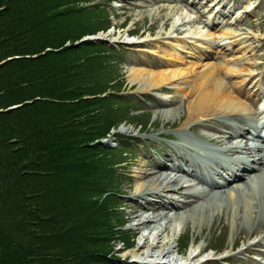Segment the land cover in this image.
<instances>
[{
    "label": "trees",
    "instance_id": "trees-1",
    "mask_svg": "<svg viewBox=\"0 0 264 264\" xmlns=\"http://www.w3.org/2000/svg\"><path fill=\"white\" fill-rule=\"evenodd\" d=\"M81 1L0 0V264H111L102 243L125 233L124 161L99 142L130 101L115 52L74 46L108 26Z\"/></svg>",
    "mask_w": 264,
    "mask_h": 264
},
{
    "label": "bare ground",
    "instance_id": "bare-ground-1",
    "mask_svg": "<svg viewBox=\"0 0 264 264\" xmlns=\"http://www.w3.org/2000/svg\"><path fill=\"white\" fill-rule=\"evenodd\" d=\"M165 1L168 3L186 2V0ZM116 2L118 5L125 0ZM193 5L196 4L193 3ZM211 6L215 5L211 3ZM184 8H176L175 14H179L173 18V24L164 33V37L153 39L155 48L162 52L161 60L146 68H130L129 79L131 82H136L141 91H160L164 85L168 84L167 86L184 99L186 117L179 129L182 134L187 131V127H193L195 123H201L219 114L223 117L237 118L241 123L240 126L226 125V132L217 131L216 135L206 141L219 146L218 151L220 152L230 151L236 156H241L240 162L231 167V170L235 169V173L227 172L233 182L238 180L240 173L250 171L251 174L248 175V180L235 183L233 187H231L233 184H229L214 189L215 193H205L202 189L192 187L190 183L180 178L176 172L184 173V171L174 164L171 169L161 172L146 175L138 172L135 193L146 198L147 204L150 198H155L157 203L152 204L154 205L153 210L162 211L155 215L148 214L140 217L132 225L134 231H138L140 227L146 229L147 226L151 227L148 233H143L144 231L141 233L136 248L129 251L130 262L138 264H168L166 262L193 264L208 259L209 255H205L206 252H204L207 246L203 241L198 244L192 242L187 253L180 255L178 239L185 226L202 228L203 225L212 223L216 215L223 212L229 215L232 232L237 228L243 232L252 233L264 227V171L259 174L260 169H264V149L250 146L248 135L251 128L256 127L255 119L257 123L259 118L254 117L248 110L247 104L251 97L245 92V87L249 86L250 91H254L255 97L259 98L262 95V102L264 101V88L260 85V78L254 80L255 53L250 45L253 39L250 41L251 38L238 37L231 29H224L215 38V34L210 33L209 30L202 32L199 28L192 32L189 39L175 38L173 34L180 31V26L190 23L194 25L196 21L202 22L205 17L198 10H195L197 13L195 16H187L183 12ZM227 17L229 15L217 13L210 22H206V26H214L220 19L223 23V19ZM160 34L158 32L157 35ZM226 39H229V42L222 43ZM131 41L133 44L145 43V39L141 42L140 40ZM208 49H215V55L222 54L221 60L217 63L205 61L209 57L212 59ZM182 50L188 52L184 54ZM164 104L167 103L162 101V105ZM160 114L165 119L173 118L178 114V110H163ZM241 115L251 116L252 122L248 123L240 117ZM178 146L186 149L184 141ZM186 161L189 162L190 159ZM223 162L224 160L219 162L221 167ZM191 171L194 169L191 168ZM201 173L211 175L213 172L205 168ZM145 178H148L147 182H143ZM183 191H186L185 194L189 198H196V201L189 203L191 204L189 208L180 200L171 198L172 194ZM254 245L250 244V246ZM179 248L182 249L183 246ZM225 256L226 253L222 255V257Z\"/></svg>",
    "mask_w": 264,
    "mask_h": 264
},
{
    "label": "rangeland",
    "instance_id": "rangeland-1",
    "mask_svg": "<svg viewBox=\"0 0 264 264\" xmlns=\"http://www.w3.org/2000/svg\"><path fill=\"white\" fill-rule=\"evenodd\" d=\"M89 1L90 0L81 2L84 3ZM101 1L104 2V7H102L103 11L100 12V14L107 17V20L109 21V29L105 32H98L102 35V38L107 41H114L116 40L115 38L124 40L127 38L126 35H133L138 40L145 39V44L142 45L144 46L143 49H137V45L122 47L117 44H108L118 55L117 60L119 63L114 57H106L109 62L113 63L115 70L119 74V81L116 85H120V94L126 95L129 93V95H131L130 97L137 96V100L138 96H146L149 98L145 104H143L140 98L141 102L138 100L136 103L135 99L133 100L137 107L141 104L145 109L144 111H146L141 115L143 122L127 119L126 125L121 124V126H119L121 136L119 135L118 138L127 136V139L131 138L136 141L134 145L132 144L133 149H131L135 153V157L133 156L134 158L128 159L129 167L126 168L125 164L120 165L117 167L116 174H113L109 179L111 189H115L118 192L122 191L123 194H125L122 197V200L117 202L120 212H123L122 218L124 225H122V230L125 233H117L113 235L108 240V244L105 242L102 243V247L108 252V255H106V260H110L108 263L137 264L135 262H130L131 254H129V251L136 248L141 233L143 231V233H148L151 227L147 226V229L140 227L138 231H134L132 230V225L135 224L140 217L142 218L148 214L155 215L162 211L153 210L154 205L147 204L146 198L138 196L135 193L138 183L136 175L138 172L143 173V175H146L147 173H155L157 171L161 172L156 169V166H161V169H164L166 164H170V158L177 155V151L175 152L174 149L170 148L171 146L161 140H164L169 135L173 137L174 141L180 139L181 136L179 129L182 127L186 117V109L184 99L172 90L171 87L167 86L168 84L164 85L160 91L139 90V85L136 82L130 81L129 70L132 67L136 69H141L142 67L146 68L151 64L155 65L161 60L162 52L155 48L153 39L155 37H164V33L168 31L173 24V18L179 14H175L176 8L185 7L183 12L187 16H195L193 13L195 10L205 12L203 21L211 19L217 11L224 15H228L230 11L232 14L223 20V23L220 19L215 27L209 28V31L214 33L217 37L224 29H231L234 35L238 37H248L251 38L250 41L253 39L252 43H250L253 47V53H255L253 63L256 67L253 69V72L262 78L260 82L264 84V0H200L199 4L196 5V9L192 8L193 5H191V2L193 0H187L188 5H185L184 2L168 3L157 2V0H127L122 4L118 3V5L116 4L117 0ZM92 3H88L86 6H91ZM201 3L203 4L201 5ZM211 3H217L218 5L214 6L211 11L208 12ZM169 13L171 15H169ZM167 15L168 17H166ZM196 28H199L202 32H205L207 29L205 23L196 21L194 25L190 23L186 26H180V31H176L173 36L180 39H189L190 35L196 30ZM158 32L161 33L159 36L157 35ZM190 41L191 40H188V42ZM223 42H229V39H226ZM161 47H163V45H161ZM96 50L99 51L100 54H106L108 56L109 49L107 47L97 48ZM182 51L184 54L188 52L184 50ZM210 52L213 51L210 49ZM221 56L222 55H218L213 60L208 61L217 63L221 60ZM248 92L249 91H247V93ZM160 100L165 101L167 104L162 105V101L160 102ZM173 109L178 110L176 117L165 119L160 114L163 110L171 111ZM217 116L220 117L221 115L219 114ZM220 119L221 118H219V120ZM188 128L189 127H187V129ZM191 130H193V127H190V130L188 129V131ZM185 133H187V131ZM197 134L201 136L200 132H197ZM187 136L193 141L201 140L197 135L188 133ZM114 137L108 141L111 148H115L118 145L117 140L119 139ZM145 138H152L154 141V151L150 150L148 147L149 145L145 143V140H148ZM111 161V158L107 159L106 164ZM179 163L183 162L179 161ZM147 181L148 178L143 179V182ZM100 190L102 191L98 186L97 191ZM183 193L184 191L181 195ZM184 197L183 201L187 200V202H189L188 200L190 198H188V196ZM150 200L156 199L150 198ZM134 212H136V214H134ZM228 217L229 215L223 212L216 215L212 223L205 224L202 228L196 226L192 227L191 225L185 226L183 229L184 231L182 230L183 233L178 239L179 254L185 255L188 248L192 245V242L198 244L203 241L207 246L205 249V255H209V257L212 255L213 260L202 264H221L220 262L214 261V259L225 253H229L232 250H234L233 252L237 255L238 249L243 246V243L246 244L247 240H249V233L243 232L239 229H235L232 232L230 229L232 225ZM258 231L260 232V230ZM217 234L219 235L217 236ZM186 236L187 238H183ZM183 239L190 241L188 244L189 246L187 248L185 247V249L182 248V250L179 247L181 245L183 246ZM260 245H264V242L247 250L246 253L251 254ZM125 246H128L129 248H124ZM209 248L218 249L217 252H219V255L208 250ZM245 254L235 257L232 256V258H228V261L232 264H259L251 260ZM115 261H118V263ZM90 264L93 263L91 262Z\"/></svg>",
    "mask_w": 264,
    "mask_h": 264
},
{
    "label": "water",
    "instance_id": "water-1",
    "mask_svg": "<svg viewBox=\"0 0 264 264\" xmlns=\"http://www.w3.org/2000/svg\"><path fill=\"white\" fill-rule=\"evenodd\" d=\"M87 40H90V41H100V39H98V38H86V39H84L81 42H84V41H87Z\"/></svg>",
    "mask_w": 264,
    "mask_h": 264
}]
</instances>
